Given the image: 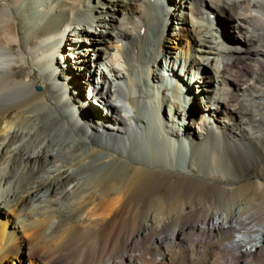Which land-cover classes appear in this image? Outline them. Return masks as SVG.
I'll use <instances>...</instances> for the list:
<instances>
[{"label": "bare ground", "instance_id": "bare-ground-1", "mask_svg": "<svg viewBox=\"0 0 264 264\" xmlns=\"http://www.w3.org/2000/svg\"><path fill=\"white\" fill-rule=\"evenodd\" d=\"M162 1L0 0V264H264V0Z\"/></svg>", "mask_w": 264, "mask_h": 264}, {"label": "rangeland", "instance_id": "rangeland-1", "mask_svg": "<svg viewBox=\"0 0 264 264\" xmlns=\"http://www.w3.org/2000/svg\"><path fill=\"white\" fill-rule=\"evenodd\" d=\"M162 3L167 5L164 3V0ZM176 71L178 72V69ZM259 173L258 166L252 167L251 171L245 175L238 186L248 185L257 181ZM257 195V198L259 197V199L264 201V190ZM157 197H164L166 200H172L176 203L186 202L189 199H200L201 201L204 200V202L214 201L218 207H222L227 202L228 204L232 203L238 197V194L236 191H229L224 185H216L206 179L170 174L162 171H150L145 174L144 179L134 189L132 202L135 205L139 203L140 208L145 213L151 201ZM232 199L234 200L232 201ZM195 215L197 216L194 213L190 219L196 218ZM262 219H264V216H262ZM180 223L182 221L177 222L174 227Z\"/></svg>", "mask_w": 264, "mask_h": 264}]
</instances>
